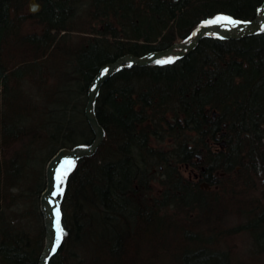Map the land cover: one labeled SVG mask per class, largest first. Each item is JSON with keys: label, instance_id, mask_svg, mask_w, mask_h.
Wrapping results in <instances>:
<instances>
[{"label": "trees", "instance_id": "obj_1", "mask_svg": "<svg viewBox=\"0 0 264 264\" xmlns=\"http://www.w3.org/2000/svg\"><path fill=\"white\" fill-rule=\"evenodd\" d=\"M36 1L32 13L29 0H0V264H37L45 235L39 165L60 147L92 141L84 106L104 65L167 48L217 17L252 20L264 2ZM169 58L127 63L101 84L94 112L104 138L93 154L60 163L70 166L55 195L64 236L46 264H134L152 244L181 264H247L214 244L243 230L264 252V191L261 201L247 192L264 183V25L237 39L205 34L189 52L158 60ZM165 137L166 152L152 144ZM185 165L201 167L211 188L184 177ZM154 167H163L167 190L152 200ZM165 206L187 219L159 215ZM234 212L239 222L227 224ZM163 217L167 230L152 233ZM98 223L107 232L93 241Z\"/></svg>", "mask_w": 264, "mask_h": 264}, {"label": "water", "instance_id": "obj_2", "mask_svg": "<svg viewBox=\"0 0 264 264\" xmlns=\"http://www.w3.org/2000/svg\"><path fill=\"white\" fill-rule=\"evenodd\" d=\"M40 9V4L36 0H29L28 10L32 13L37 12ZM264 24V2L261 10L250 21L237 22L234 26L224 27L222 23H212L207 25H201L193 35L188 39L182 41L173 42L167 48L156 50L150 54L144 56H135L127 53L118 57L113 62H109L102 67L97 73L95 79L91 83V88L87 94V100L84 106L85 119L93 132L92 141L86 146H75L73 148L60 147L58 148L48 159L45 167V187L43 188L40 199L39 209L43 216V225L45 230V240L42 250L39 255L37 264H46V260L51 253V250L55 242V228H54V209L56 207V199L53 195L55 189V170L62 161L63 158H79L82 156H89L95 152L98 146L101 144L104 138L103 127L99 124L95 112H94V100L100 85L111 76L117 68L124 63L130 62L132 65H146L162 56L168 54L183 55L192 50L199 39L206 33H217L221 37L237 39L243 36H247L260 30ZM177 48V49H176ZM107 70V72H105ZM221 145H225L224 141L220 142ZM200 158V155H198Z\"/></svg>", "mask_w": 264, "mask_h": 264}, {"label": "rangeland", "instance_id": "obj_3", "mask_svg": "<svg viewBox=\"0 0 264 264\" xmlns=\"http://www.w3.org/2000/svg\"><path fill=\"white\" fill-rule=\"evenodd\" d=\"M22 86H23V82H22ZM167 143H169V140H167V137H165L163 139V141H160V142L153 141L152 142V144L154 145L155 148L162 149L165 152L167 151ZM47 161L45 163H43V161L41 160V164L39 165L40 176L44 179V181H45L44 183H46L45 167H46ZM58 167H60V169L58 171V175H59L61 171H67L70 166H68V162H64L62 164H59ZM194 168H195L196 172H198L200 170L198 166H195ZM154 171L156 174L155 175L156 178L151 182V190L149 192V194H150L149 198L152 200H154V198H161L160 195L164 191L167 190V185L162 183V180H165L163 167H158V168L154 167L153 172ZM182 174L184 177H188V170H183ZM262 181H263V179L262 180L259 179L257 182L255 181L254 182L255 187L251 188L247 191L249 194V198L252 201H255V200L261 201L260 194H261V191H264V183L262 184L261 183ZM256 186H257V188H256ZM210 188H211V186L209 187V189ZM54 193H55V191H54ZM39 199H40V197H39ZM158 214L159 215L165 214L166 216H168V218L171 217L172 218V219H170L171 221L174 218L175 219L180 218L183 220L187 219V215H185L184 211L177 210L176 208H171L169 206H165V208L161 209L158 212ZM176 214L178 216H175ZM238 216L239 215H237L236 212L232 213V215L228 217L226 223L227 224L229 223L230 225L237 224L239 222V218H237ZM165 218L166 219H164V217L157 219L156 224L153 225L152 233H154V232L157 233V230H155V227L160 228V226H163V229L167 230V217H165ZM168 225L170 226V224H168ZM200 225H201V223H199L197 225V228H195V230L198 229L199 234L201 236H205L208 233V231L205 229V227H202ZM102 232H107V229L102 228V225L100 227V225L98 223V226L95 227L93 229V232L90 234V238L94 241L97 239L96 235L99 238L100 233H102ZM151 238L153 239V241H155L156 239H159L160 242L162 243V242H164L163 240H164L165 236H162L159 234H152ZM44 240H45V235H44ZM101 242H103V240L102 241L98 240V244H100ZM214 244L216 247L221 246L223 248L231 250L232 252L235 253V254H233V257H235L239 260L242 259L241 261H244V262L248 261L247 264H264V252H260L259 254L254 252V249H253L254 247L252 245V237L248 231L243 230V231H240L239 233H236V234L231 235L229 237H225L223 240L218 239L217 241H215ZM43 245H44V242H43ZM90 246H91L90 248L93 247L92 242H90ZM78 247H79V245H78ZM79 248L81 249V247H79ZM91 252L93 255L95 254L93 251H91ZM184 262L187 263V261H184V259H182V258L180 260H178V257L176 256V254H172V253L167 254V248H161L158 246L154 247V244H152L148 247L147 255L144 256L143 254L142 255L137 254V257H134V260H133L134 264H181Z\"/></svg>", "mask_w": 264, "mask_h": 264}, {"label": "snow or ice", "instance_id": "obj_4", "mask_svg": "<svg viewBox=\"0 0 264 264\" xmlns=\"http://www.w3.org/2000/svg\"><path fill=\"white\" fill-rule=\"evenodd\" d=\"M221 21H227L228 23L231 24H236L237 22L232 21L231 18L228 17H217L216 23L221 22ZM156 63L158 64H170V63H174V59L169 58L167 60H157ZM105 72H107V70H105ZM67 177V171H61L60 174L58 175V184H57V192L54 193L53 195H63V188L61 187L64 179H66ZM64 236V231L60 225V209L59 206H57L56 208V240H55V244L58 247L63 239ZM53 251L56 250V248L52 249Z\"/></svg>", "mask_w": 264, "mask_h": 264}, {"label": "flooded vegetation", "instance_id": "obj_5", "mask_svg": "<svg viewBox=\"0 0 264 264\" xmlns=\"http://www.w3.org/2000/svg\"><path fill=\"white\" fill-rule=\"evenodd\" d=\"M224 24H225L226 28L235 25V24L228 23L227 21L224 22ZM185 167H186V170H188V178L189 179H191L192 181H197L199 188L207 189V190L209 189L210 185L208 182L204 181L203 179L199 180L202 177L201 172L203 171V169L201 167L199 168L200 170L198 172L195 171V168H194L195 166L185 165Z\"/></svg>", "mask_w": 264, "mask_h": 264}, {"label": "bare ground", "instance_id": "obj_6", "mask_svg": "<svg viewBox=\"0 0 264 264\" xmlns=\"http://www.w3.org/2000/svg\"><path fill=\"white\" fill-rule=\"evenodd\" d=\"M262 5H263V4H262ZM261 8H262V7H261ZM260 10H261V9H260ZM260 10H259V11H260ZM29 12H30V11H29ZM232 21H233V20H232ZM249 21H250V20H249ZM235 22H244V21H235ZM261 28H262V27H261ZM206 34H217V33H206ZM204 35H205V34H204ZM217 35H219V34H217ZM219 36H220V35H219ZM202 37H203V36H202ZM202 37H201V38H202ZM201 38H200V39H201ZM224 38H225V37H224ZM200 39H199V40H200ZM197 43H198V42H197ZM170 55H171V54H170ZM166 56H169V54H168V55H165V56H162V57H166ZM162 57H160V58H162ZM160 58H158V59H160ZM116 59H117V58H116ZM116 59H115V60H116ZM158 59H156V60H158ZM154 61H155V60H154ZM152 62H153V61H152ZM127 63H130V62H127ZM127 63H124L123 65H125V64H127ZM150 63H151V62H150ZM130 64H131V63H130ZM148 64H149V63H148ZM123 65H121V66H123ZM146 65H147V64H146ZM121 66H120V67H121ZM136 66H137V65H136ZM141 66H142V65H141ZM120 67H119V68H120ZM117 69H118V68H117ZM95 77H96V76H95ZM94 79H95V78H94ZM91 83H92V82H91ZM100 86H101V85H100ZM90 88H91V84H90ZM90 88H89V89H90ZM99 88H100V87H99ZM98 90H99V89H98ZM96 95H97V94H96ZM95 98H96V97H95ZM94 101H95V100H94ZM103 130H104V129H103Z\"/></svg>", "mask_w": 264, "mask_h": 264}]
</instances>
